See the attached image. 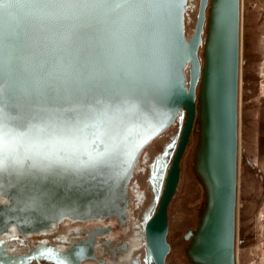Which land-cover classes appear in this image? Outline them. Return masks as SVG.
<instances>
[{"label":"water","instance_id":"obj_1","mask_svg":"<svg viewBox=\"0 0 264 264\" xmlns=\"http://www.w3.org/2000/svg\"><path fill=\"white\" fill-rule=\"evenodd\" d=\"M185 2L0 3V116L16 131L46 126L55 150L72 161L0 169V233L11 225L34 232L64 216L123 220L142 148L183 112L156 205L142 225L147 263L165 264L167 206L196 133L193 170L204 203L196 226L184 232V252L193 264H236L240 0H198L190 34ZM90 157L98 162L87 163Z\"/></svg>","mask_w":264,"mask_h":264},{"label":"rangeland","instance_id":"obj_2","mask_svg":"<svg viewBox=\"0 0 264 264\" xmlns=\"http://www.w3.org/2000/svg\"><path fill=\"white\" fill-rule=\"evenodd\" d=\"M254 1L257 10L249 11L247 1L242 0L240 11L242 18L238 83L240 121L235 207L236 264H264V16H261V0ZM197 2L198 0L185 2V34L192 31ZM183 117V112L178 114L170 125L142 148L128 184L129 218L126 225L129 233L138 235L132 239L127 256L136 257L139 264H148L141 236L142 225L156 205L163 175ZM196 144L197 135L193 133L189 136L181 156L179 179L167 206L165 238L169 249L165 264H193L185 255L187 239L183 235L188 228L196 226L204 203L203 189L193 170ZM166 151L168 155L164 156ZM161 167L162 174L154 179ZM8 237L6 234L0 235V244L6 242ZM18 239L10 242L15 247L11 253L21 254V258L13 264H35L26 256L24 243ZM10 247L11 245L8 246ZM0 264L5 263L0 259Z\"/></svg>","mask_w":264,"mask_h":264},{"label":"flooded vegetation","instance_id":"obj_3","mask_svg":"<svg viewBox=\"0 0 264 264\" xmlns=\"http://www.w3.org/2000/svg\"><path fill=\"white\" fill-rule=\"evenodd\" d=\"M132 174L126 188L128 206L123 220L110 214L89 218L64 216L45 228L24 234H19L11 225L0 233L9 236L0 244V259L5 264H13L21 258L20 253H11L15 247L10 244L19 238L24 243L26 256L35 264H139L136 257L127 256L132 239L138 235L129 233L126 225L129 218L128 184Z\"/></svg>","mask_w":264,"mask_h":264},{"label":"snow or ice","instance_id":"obj_4","mask_svg":"<svg viewBox=\"0 0 264 264\" xmlns=\"http://www.w3.org/2000/svg\"><path fill=\"white\" fill-rule=\"evenodd\" d=\"M3 0H0L2 3ZM97 5L112 4L119 8L126 4L131 3V0H94ZM2 111V108H0ZM73 117H68V121H72ZM75 131H79L78 129ZM45 136H49L46 126L30 124L27 126V131H16L8 127L5 122V118L0 116V169L5 167L14 168L23 166L26 161H31V167L46 170L54 166L69 167L72 164L70 159L60 156L59 152L55 150V143L52 140V133L49 139H44ZM24 138L29 139L27 145H23L21 142ZM78 137H74L73 143ZM63 143V141H61ZM24 147L25 155L23 159L20 156V148ZM65 149H61L64 151ZM164 156L168 155V152H164ZM98 161L95 158L89 159L87 163L94 164ZM162 174V167L157 170V178Z\"/></svg>","mask_w":264,"mask_h":264},{"label":"bare ground","instance_id":"obj_5","mask_svg":"<svg viewBox=\"0 0 264 264\" xmlns=\"http://www.w3.org/2000/svg\"><path fill=\"white\" fill-rule=\"evenodd\" d=\"M241 2H242V0H240V11H241ZM242 18V17H241ZM241 18H240V23H241ZM241 30V24H240V29H239V31ZM202 34H203V32H202ZM240 34H241V31H240ZM200 46H202L201 44L199 45V47H198V56H199V48H200ZM240 49H241V38H240ZM240 60H241V56H240V58H239V63H240ZM240 69V68H239ZM239 77H240V70H239ZM239 121H240V119H239V109H238V149H239ZM154 138V137H153ZM152 138V139H153ZM151 139V140H152ZM237 164H238V154H237ZM238 166V165H237ZM237 182H238V176H237ZM236 194H237V187H236ZM235 243H236V234H235ZM237 258V257H236Z\"/></svg>","mask_w":264,"mask_h":264},{"label":"crops","instance_id":"obj_6","mask_svg":"<svg viewBox=\"0 0 264 264\" xmlns=\"http://www.w3.org/2000/svg\"><path fill=\"white\" fill-rule=\"evenodd\" d=\"M247 1V4H248V10H252V12H254L256 9V6H255V1L254 0H246ZM260 2V0H259ZM262 8L261 9V16H264V0H261L260 4Z\"/></svg>","mask_w":264,"mask_h":264}]
</instances>
